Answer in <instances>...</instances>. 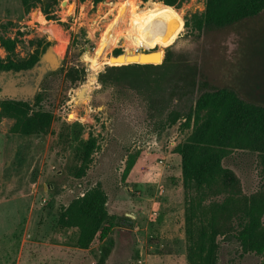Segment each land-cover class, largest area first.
<instances>
[{"label":"rangeland","instance_id":"obj_1","mask_svg":"<svg viewBox=\"0 0 264 264\" xmlns=\"http://www.w3.org/2000/svg\"><path fill=\"white\" fill-rule=\"evenodd\" d=\"M21 1L0 0V38L15 41L11 58L26 60L37 41L47 42L43 51L55 45L49 58L59 65L38 90L39 109L51 114L45 134L10 133L13 120L0 119V264H186L180 158L175 150L190 128L180 122L156 131L139 94L99 90L94 77L108 63L93 70L86 60L118 17L128 18L122 19L108 55L113 56L114 49L124 55L132 46L133 23L144 9L148 19L155 6L164 10L163 4L56 0L46 6L53 18L47 20L39 7L25 10ZM41 2L45 6L47 0ZM204 3L185 0L178 9L172 7L182 21L181 30L170 44L154 46V51L183 53L210 83L232 86L248 100L264 103V11L221 30L197 33L184 28L183 19L201 14ZM5 56L0 45V58ZM72 66L85 69L80 84L64 78ZM4 72L0 101H27L6 88L7 73L13 71ZM81 88L84 95L76 98ZM88 138L94 150L87 162L81 149ZM221 165L235 175L242 195L261 193L264 198L259 155L232 150ZM94 186L106 195L111 230L104 240L81 250L74 246L76 228L60 227L58 217ZM261 224L264 230V212ZM217 242V264H263L262 254L243 251L233 239Z\"/></svg>","mask_w":264,"mask_h":264},{"label":"trees","instance_id":"obj_2","mask_svg":"<svg viewBox=\"0 0 264 264\" xmlns=\"http://www.w3.org/2000/svg\"><path fill=\"white\" fill-rule=\"evenodd\" d=\"M36 1L39 6L29 0H22L21 4L25 10L39 7L47 20H53L47 16L46 6L57 1L47 0L45 6L41 0ZM101 1L91 0L94 4ZM152 1L162 3L165 9H178L185 0ZM263 11L264 0H205L203 12L184 18L183 27L197 33L216 31L253 19ZM0 45L6 53L0 58V71H19L37 61L47 42L37 41L26 60L11 58L13 39L0 38ZM112 53L122 52L114 49ZM84 76L81 66L69 67L64 73L72 85L80 84ZM96 84L99 90L138 93L158 132L180 122L190 128L187 138L175 150L180 158L186 264H217V238L224 242L233 239L243 251L262 254L264 264L263 194L242 195L235 175L221 165L232 150L256 153L264 177V103L248 100L232 86L210 83L185 54L170 48L164 50L157 65H107L97 74ZM32 101H0V119L13 120L10 133H46L51 114L39 109L40 92ZM81 150L88 162L94 141L88 138L82 142ZM105 203V193L94 186L61 210L58 225L76 228V248L86 250L109 234Z\"/></svg>","mask_w":264,"mask_h":264},{"label":"bare ground","instance_id":"obj_3","mask_svg":"<svg viewBox=\"0 0 264 264\" xmlns=\"http://www.w3.org/2000/svg\"><path fill=\"white\" fill-rule=\"evenodd\" d=\"M145 11L146 9H144V12ZM144 12L141 13L142 16L132 25L133 33L130 32L132 46L131 49L126 50L123 56H120L121 54L118 55L119 57L110 56L108 54L117 40L120 26L128 17H118V23L106 29L104 35L100 38L94 54L86 59L87 62L91 64V69L96 70L101 68L105 63L112 65L132 62L159 64L161 62L162 53L160 51H154L156 49L154 46H165L170 44L181 30L182 21L175 11L167 8L159 10V5L155 6L154 9L149 12L150 15L148 19H146V16H143ZM122 19H125L124 22H122ZM54 47L55 45L46 51L45 57L48 62L56 65L55 61L49 58ZM151 48H153V50H150ZM146 49L149 50L146 51Z\"/></svg>","mask_w":264,"mask_h":264},{"label":"water","instance_id":"obj_4","mask_svg":"<svg viewBox=\"0 0 264 264\" xmlns=\"http://www.w3.org/2000/svg\"><path fill=\"white\" fill-rule=\"evenodd\" d=\"M49 49L51 48L46 47V49L39 55L37 61L30 68L16 71L13 74L7 73L9 79L6 88L10 89L12 94L14 95L19 94L23 97V99L27 101L33 100L36 93L40 89L41 84L55 71V69L59 65V64L53 65L52 63L46 60L45 54L46 51ZM118 55L119 54L113 56H118ZM132 63L153 64V63H139V62H132ZM132 63H127V64H132ZM153 65H157V64H153ZM1 72L3 73V71ZM94 79L96 80V77H94ZM15 85H17V87H15ZM88 88H92V86H89ZM84 91H85L84 88L79 89V91L75 94L76 98L80 96L83 97ZM11 99H18V98H11Z\"/></svg>","mask_w":264,"mask_h":264},{"label":"flooded vegetation","instance_id":"obj_5","mask_svg":"<svg viewBox=\"0 0 264 264\" xmlns=\"http://www.w3.org/2000/svg\"><path fill=\"white\" fill-rule=\"evenodd\" d=\"M3 72H4V71H3ZM7 72H11V71H7ZM14 72H16V71H13L12 74H13ZM10 74H11V73H10ZM15 87H17V85H15Z\"/></svg>","mask_w":264,"mask_h":264},{"label":"built area","instance_id":"obj_6","mask_svg":"<svg viewBox=\"0 0 264 264\" xmlns=\"http://www.w3.org/2000/svg\"><path fill=\"white\" fill-rule=\"evenodd\" d=\"M149 49H146V51H148ZM150 50H153V48H151Z\"/></svg>","mask_w":264,"mask_h":264}]
</instances>
